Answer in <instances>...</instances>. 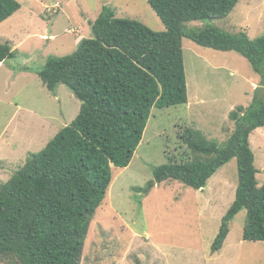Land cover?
<instances>
[{"label":"trees","instance_id":"trees-1","mask_svg":"<svg viewBox=\"0 0 264 264\" xmlns=\"http://www.w3.org/2000/svg\"><path fill=\"white\" fill-rule=\"evenodd\" d=\"M165 26L155 32L143 23L116 17L105 6L92 35L65 57H49L38 72L50 91L66 85L82 102L77 118L33 153L0 186V259L18 264H79L90 224L113 180L112 168H127L142 142L154 108L189 102L184 39L221 52H236L261 76L252 103L230 113L235 130L225 147L187 129L183 139L195 154L153 170V180L136 191L178 181L207 187L220 168L238 162L235 199L223 218L211 251H221L229 224L246 211L243 240L264 242V184L259 186L250 136L264 127V36L230 34L219 27L188 25L223 20L240 0H146ZM17 0H0V24L17 13ZM16 52L0 44V63Z\"/></svg>","mask_w":264,"mask_h":264},{"label":"rangeland","instance_id":"rangeland-1","mask_svg":"<svg viewBox=\"0 0 264 264\" xmlns=\"http://www.w3.org/2000/svg\"><path fill=\"white\" fill-rule=\"evenodd\" d=\"M17 1L22 8L0 24V44L16 52L0 63V186L80 113L82 102L66 85L52 92L39 77L49 57L73 54L82 39L91 37L92 23L105 6L118 18L165 31L146 0ZM207 24L230 34L246 31L251 39L262 37L264 0H240L227 18L194 21L188 27ZM183 45L189 102L154 108L129 167L112 168V183L90 224L79 264H264V242L243 240L245 210L230 222L222 250L211 251L235 199L237 159L220 168L202 190L167 181L149 195L136 191L153 180L156 167L194 157L183 139L187 129L225 147L235 130L230 113L247 108L253 89L260 88V74L236 52L204 48L189 39ZM250 146L261 186L264 127L252 133ZM0 264L18 263L4 257Z\"/></svg>","mask_w":264,"mask_h":264},{"label":"water","instance_id":"water-1","mask_svg":"<svg viewBox=\"0 0 264 264\" xmlns=\"http://www.w3.org/2000/svg\"><path fill=\"white\" fill-rule=\"evenodd\" d=\"M52 1V4H55V2L53 1V0H51ZM49 32H48V35H49V37L51 36V32H50V29L48 30Z\"/></svg>","mask_w":264,"mask_h":264},{"label":"crops","instance_id":"crops-1","mask_svg":"<svg viewBox=\"0 0 264 264\" xmlns=\"http://www.w3.org/2000/svg\"><path fill=\"white\" fill-rule=\"evenodd\" d=\"M256 88H257V86H256L253 90L255 91ZM249 99H252V97L250 96ZM249 101L251 102L252 100H249ZM256 130H258V129H256ZM256 130H255V131H256ZM251 135H252V134H251ZM250 137H251V136H250Z\"/></svg>","mask_w":264,"mask_h":264}]
</instances>
